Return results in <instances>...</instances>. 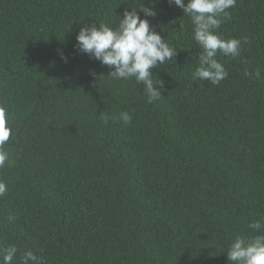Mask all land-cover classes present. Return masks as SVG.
<instances>
[{
    "label": "trees",
    "instance_id": "obj_1",
    "mask_svg": "<svg viewBox=\"0 0 264 264\" xmlns=\"http://www.w3.org/2000/svg\"><path fill=\"white\" fill-rule=\"evenodd\" d=\"M143 3L177 51L151 69V103L76 47L82 24L116 27ZM228 11L216 32L249 43L218 53L228 76L213 85L192 80L202 50L169 0H0V260L14 245L12 264L29 250L39 264H231L237 235L264 233L248 227L264 223V0Z\"/></svg>",
    "mask_w": 264,
    "mask_h": 264
},
{
    "label": "clouds",
    "instance_id": "obj_2",
    "mask_svg": "<svg viewBox=\"0 0 264 264\" xmlns=\"http://www.w3.org/2000/svg\"><path fill=\"white\" fill-rule=\"evenodd\" d=\"M169 3L182 9L183 16L189 18L192 24V38L202 50L198 57V65L192 72V80H204L219 85L227 78L228 72L224 64L217 59L218 53L238 57L242 43H249L247 37L243 40L225 39L216 32L223 20L230 16L228 10L235 7L236 0H169ZM138 9L144 13V18L138 14ZM155 15V9L143 3L131 10L125 9L116 27L108 23L82 24L76 35L78 51L111 69L108 76L123 80L134 78L137 85L143 84L148 103L162 96L164 89V82L154 79L151 69L171 61L177 53L156 31L155 26L150 25L147 17ZM61 58L67 60L63 54ZM244 75L257 80L262 78L259 68L255 71L245 69ZM114 119L130 124L132 116L125 111ZM104 120L107 123L108 117L105 116ZM10 136L11 129L6 124L3 111L0 110V167H3L8 159V154L3 148ZM6 191L7 185L0 181V196ZM8 219L11 221L15 217L9 216ZM248 227L260 233L264 223L255 220L249 223ZM17 252L16 246H8L4 250L0 264H12ZM226 255L227 261L231 264H264V233L254 236L237 235L230 243ZM20 264L39 262L37 256L29 250L21 254Z\"/></svg>",
    "mask_w": 264,
    "mask_h": 264
}]
</instances>
